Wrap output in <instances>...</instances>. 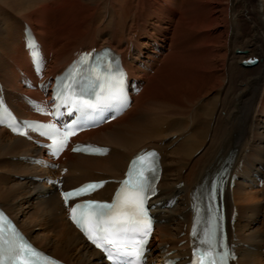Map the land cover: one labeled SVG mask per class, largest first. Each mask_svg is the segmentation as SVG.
<instances>
[{
  "label": "bare ground",
  "instance_id": "6f19581e",
  "mask_svg": "<svg viewBox=\"0 0 264 264\" xmlns=\"http://www.w3.org/2000/svg\"><path fill=\"white\" fill-rule=\"evenodd\" d=\"M23 22L43 44L50 72L63 69L75 52L107 45L144 85L122 116L78 138L108 146L106 156L64 154L62 189L120 178L136 151L158 149L162 174L153 200L178 196V202L156 209V256L174 251L170 257H182L188 254L193 192L225 163L238 176L225 193L237 264H264V0H0V81L7 104L20 118L46 122L28 138L0 126V207L56 258L106 264L67 220L58 188L40 181L61 139L35 87L40 77L24 49ZM248 56L258 63L243 66ZM38 155L44 165L32 163ZM113 188L107 184L95 197L105 199ZM180 240L185 244L178 246Z\"/></svg>",
  "mask_w": 264,
  "mask_h": 264
},
{
  "label": "snow or ice",
  "instance_id": "6c2138e0",
  "mask_svg": "<svg viewBox=\"0 0 264 264\" xmlns=\"http://www.w3.org/2000/svg\"><path fill=\"white\" fill-rule=\"evenodd\" d=\"M152 155V154H149ZM138 159H143V157H138ZM127 183V182H126ZM134 188L137 191H143L145 190V186L143 184L142 181H138L136 185H134ZM65 198L67 199L71 193H65ZM133 206H135V202L133 201ZM91 239V237H89ZM202 243H207V248H202L199 250V257L200 260L199 261H194V264H223V261H218L216 258L215 253L213 252V245L211 242V237H208L205 241H202ZM98 247L100 245H97ZM28 252H32L31 249H25V254H27ZM209 253H212L211 255H209ZM18 254V253H16ZM196 255V253L194 252V256Z\"/></svg>",
  "mask_w": 264,
  "mask_h": 264
},
{
  "label": "rangeland",
  "instance_id": "374dc122",
  "mask_svg": "<svg viewBox=\"0 0 264 264\" xmlns=\"http://www.w3.org/2000/svg\"><path fill=\"white\" fill-rule=\"evenodd\" d=\"M173 49H172V51H174V47H172ZM168 52L169 51H167L165 54H164V57H166V55L168 54ZM176 52V51H175ZM160 67H161V65H160ZM40 80V79H39ZM49 158H51V157H49ZM46 162L44 161V163H42V164H37V165H44ZM54 174V173H53ZM48 178H49V176H41L40 177V181H41V183H43V184H46V187H48L50 184L48 183ZM37 179H39V177L37 178ZM181 185V184H180ZM255 190L257 189L256 187L254 188ZM253 189V190H254ZM264 201V200H263ZM262 227V226H261ZM39 228V229H38ZM37 231H39V230H41V228L40 227H36L35 228ZM40 233H42L41 231H39ZM155 242H156V244L158 243L157 242V240H155ZM37 246H39L38 244H36ZM40 247V246H39ZM260 264H263V263H260Z\"/></svg>",
  "mask_w": 264,
  "mask_h": 264
}]
</instances>
